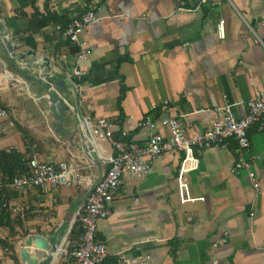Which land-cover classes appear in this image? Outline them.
Instances as JSON below:
<instances>
[{
    "label": "crops",
    "instance_id": "1",
    "mask_svg": "<svg viewBox=\"0 0 264 264\" xmlns=\"http://www.w3.org/2000/svg\"><path fill=\"white\" fill-rule=\"evenodd\" d=\"M89 8L98 19L82 34L92 54L81 64L88 73L79 110L117 123L131 141H146L148 131L138 121L147 114L179 117L193 134L207 129L225 103L242 116L248 99L264 87V0H0V109L7 112L0 115V150L25 151L20 126L33 139V157L74 165L91 157L95 165L85 174L94 182L107 170L88 140L74 133L78 117L67 109L59 123L46 98L37 101L29 91L45 93L35 74L54 85L74 63L70 43L59 38L55 24L30 25L35 9L71 19ZM220 19L224 37L217 30ZM61 89L70 94L66 81ZM159 131L168 133L165 127ZM249 136L258 156L253 167L259 193L246 171L231 173L234 143L196 150L200 166L184 174L194 200H180L182 152L162 153L142 177H124L111 214L98 222L96 239L107 245V264H118L119 255L145 257L146 264H264V131L252 126ZM99 144L112 151L111 143ZM87 196L83 185L12 191L0 237L15 242L20 260L28 235L50 241L63 236ZM0 264H14L1 245Z\"/></svg>",
    "mask_w": 264,
    "mask_h": 264
},
{
    "label": "built area",
    "instance_id": "2",
    "mask_svg": "<svg viewBox=\"0 0 264 264\" xmlns=\"http://www.w3.org/2000/svg\"><path fill=\"white\" fill-rule=\"evenodd\" d=\"M97 19L96 10L89 8L84 13L72 17L66 27L56 25V31L59 38L77 47L74 63L69 69L62 71L64 81L70 86V94L63 96V101L78 117L85 137L92 145V151H96L101 161L108 164L107 170L98 181L94 182L85 174L95 165L91 157L74 165L66 161L42 160L35 156L30 161L28 173L13 176L6 182L0 175V187L5 183L15 190L33 186L42 191L55 192L64 185H83L88 191L93 188L85 204L76 212L67 232L59 239L58 250L51 264H57L61 260L68 261V264H104L108 249L104 242L96 239L99 220L111 214L110 204L122 186L124 177L135 179L146 175L154 160L162 153L178 151L184 154L178 175L179 195L182 202L194 200L184 180V174L199 168L200 158L196 150L226 148L231 143L236 146V160L231 167V173L240 175L246 171L255 192L260 191L258 175L253 167L258 156L251 151L249 130L252 126H257L258 130L264 131V87L258 88L248 99L246 111L242 116H236L233 103H225L214 110L215 117L207 129L193 134L186 133L179 117L164 116L157 119L147 114L138 121V127L146 128L148 131L147 139L143 143L129 140L126 131H120L117 123L104 116L93 117L80 112L83 81L88 73L81 64L92 54V47L82 38V34ZM217 30L219 36L224 37V19L218 22ZM6 114L5 109H0V115ZM159 127L167 128L168 133L163 134L159 131ZM99 141L111 143L112 151L107 154ZM135 203L137 204V200ZM253 215L254 212H250V216ZM76 221L81 223L82 232L77 241L72 242L69 233ZM146 263L145 257L125 255L118 257V264ZM212 264H218V261L214 260Z\"/></svg>",
    "mask_w": 264,
    "mask_h": 264
},
{
    "label": "trees",
    "instance_id": "3",
    "mask_svg": "<svg viewBox=\"0 0 264 264\" xmlns=\"http://www.w3.org/2000/svg\"><path fill=\"white\" fill-rule=\"evenodd\" d=\"M34 3V2H33ZM70 19L63 14H58L56 12H47L46 14H39L35 9V12L32 14L30 19V25L35 29H41L51 23L55 25H61L63 28L67 26ZM71 51L76 53L77 47L75 45L69 44ZM22 133L26 149L24 152L11 148L9 150H0V175L3 177L4 182L9 178L28 173L30 171V161L33 158L34 154L31 149V144L33 139L30 137V134L27 130L22 127H18ZM12 191L15 189L10 188L5 185V183L0 187V225L6 224L9 222V203L8 198L12 195ZM15 222V221H14ZM82 232V225L79 221L74 222L72 229L69 233V238L72 242H76L79 235ZM27 231H24V236ZM0 245L10 253L11 258L14 260V264H21L18 258L17 253L15 252V242L10 240L9 237L1 238ZM59 264H68V261L61 260ZM104 264H107L105 259ZM108 264H116L115 262H110Z\"/></svg>",
    "mask_w": 264,
    "mask_h": 264
},
{
    "label": "water",
    "instance_id": "4",
    "mask_svg": "<svg viewBox=\"0 0 264 264\" xmlns=\"http://www.w3.org/2000/svg\"><path fill=\"white\" fill-rule=\"evenodd\" d=\"M1 23L2 19L0 17V25ZM2 37L3 41L8 45V49L11 55L17 57L15 46L9 41L7 32H4ZM31 54H33L34 57L36 55L35 52H31ZM21 57L24 58V56ZM44 62L46 65H48L49 59H44ZM35 76L41 80L42 85L45 88V93H39L38 95H35V93L29 88L31 96L34 97L37 101L42 98H46L48 104L53 107V112L54 114H56L57 121L59 123H62L64 120V111L68 109L67 105L63 101V96H67L68 93L66 91H62L61 89L65 81L62 79L52 86V83L50 81L41 79L39 74H35ZM25 78L29 79V76H25ZM53 89L57 90L58 93H53ZM75 126L76 128L74 133H78L80 138L85 141L86 137L84 131L81 128L80 122L76 121ZM92 189L88 191V194L92 191ZM61 236L62 234H59L57 238L50 241L48 237L43 234L28 235L22 242V248L20 250L21 262L23 264H51L54 259L55 253H57L59 239L61 238Z\"/></svg>",
    "mask_w": 264,
    "mask_h": 264
}]
</instances>
